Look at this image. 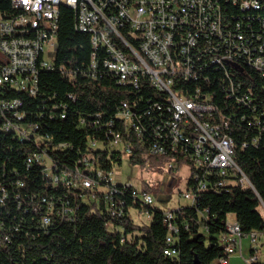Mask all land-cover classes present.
Masks as SVG:
<instances>
[{"label": "built area", "instance_id": "1", "mask_svg": "<svg viewBox=\"0 0 264 264\" xmlns=\"http://www.w3.org/2000/svg\"><path fill=\"white\" fill-rule=\"evenodd\" d=\"M10 1L11 10L0 8V129L21 142L35 143L38 149L28 154V165L35 161L42 165L47 187L62 185L50 195L32 193L33 201L42 196L43 228L53 223L56 212L74 218L79 190L104 199L112 218L125 212L126 194L145 206L154 203L148 190L122 181L116 166L107 170L89 154L72 168L60 167L52 158L50 148L64 149L69 143L52 144L48 133L41 131L42 121L65 117V104H54L63 108L56 113L43 98L41 105L28 110L22 97L39 96L40 74L46 70L92 79L107 73L125 85L133 96L117 106L115 116L92 114L100 133L89 142L110 140L122 144L129 155L133 147L125 136H134L151 153L168 158L166 169L174 172L187 166V189L181 194L191 207L198 209L202 191H229L237 183L253 187L236 159L239 142L230 143L231 131L243 138L242 148L258 144L264 131V17L247 8L248 0H67L74 2V14H81V23L91 29L90 62L76 69L56 62L54 28L60 18L56 0ZM230 1L240 10L231 17ZM257 2L260 9L261 1ZM209 61H218V68H209ZM76 95L69 94L74 99ZM80 121L87 120L81 116ZM117 121L121 129L116 128ZM0 192L4 205L10 193L1 180ZM181 208L164 211L168 226L164 253L172 257L179 255ZM208 211L198 209L201 217ZM234 219L236 215L228 213L219 236L223 254L216 262L224 264L226 257L241 252L243 237L250 235L251 253L245 261L264 264L260 232L243 233L234 227ZM183 225L189 228L188 222ZM10 240L9 233L0 235L1 245Z\"/></svg>", "mask_w": 264, "mask_h": 264}, {"label": "trees", "instance_id": "2", "mask_svg": "<svg viewBox=\"0 0 264 264\" xmlns=\"http://www.w3.org/2000/svg\"><path fill=\"white\" fill-rule=\"evenodd\" d=\"M253 1H247V8L257 10L263 19L264 0H260V9L259 3L255 7ZM0 8L11 10V1L0 0ZM228 10L230 17L240 12L239 6L232 1L228 2ZM80 30L74 9L62 5L59 27L55 30L58 65L76 69L89 64L91 31ZM217 67L218 63L209 61V68ZM39 86V96L32 100L21 94L25 97V109L37 108L43 98L46 107L56 113L63 108H55L54 104H65V117H46L41 129L52 138V144L69 143L64 149L50 148L52 158L60 167H74L84 154L95 157L107 170L122 163L125 151L97 146L112 141L98 140L92 145L89 140L99 132L94 127L92 114L103 112L109 117L115 116L117 106L133 96L125 85L118 84L107 73L92 79L81 74L71 77L56 69L42 71ZM70 93H76V98H71ZM81 116L87 120L84 124H81ZM116 128H122L121 122L117 121ZM230 138L234 143L239 142L236 159L253 187L244 188L237 183L229 191H202L198 197V209H209L205 217L190 205L182 206L177 219L181 225L177 245L179 255L172 257L164 253L168 233L165 210L155 207L154 203L145 206L130 194L124 195L127 205L123 215L112 218L104 199L92 197L88 190H79L74 218L56 212L53 223L43 228L40 225L45 208L41 203L42 196L33 201L32 193L50 195L61 191L62 185L60 189L47 187L42 165L36 161L28 165V154L38 149L35 143L21 142L0 129V180L10 193L6 204H0V235L9 233L11 236L10 241L0 244V264H221L216 262L223 254L219 236L225 228L228 213L236 215L235 220L243 233H264V131L260 133L258 144L251 143L245 148L241 147L243 138L238 131H231ZM125 139L131 141L133 147L129 154L133 164L150 165L173 173L165 167L167 157L151 153L148 145L139 143L134 136L126 135ZM17 181H23L24 185H16ZM17 193L20 198H16ZM70 200L74 204L73 195ZM132 208L149 211L150 223H136ZM184 221L189 223V228L184 227Z\"/></svg>", "mask_w": 264, "mask_h": 264}, {"label": "rangeland", "instance_id": "3", "mask_svg": "<svg viewBox=\"0 0 264 264\" xmlns=\"http://www.w3.org/2000/svg\"><path fill=\"white\" fill-rule=\"evenodd\" d=\"M54 45L57 41L54 39ZM98 148L107 147L110 150L122 149L123 145L113 142L109 144L99 143ZM166 166V165H165ZM117 176L126 182H133L139 189L148 190L154 197V206L161 209H175L180 206L189 205V200L182 196L181 192L187 189L186 181L188 179V167L182 166L173 173L166 170L152 168L150 165L140 166L131 162L128 154H125L123 161L115 169ZM133 220L138 224L150 223V216L147 211H139L136 208L131 209ZM251 236L243 237V249L233 254L230 264H247L245 257L250 256ZM264 239L262 252L264 253ZM262 253L263 257L264 254ZM244 254V255H243ZM245 256V257H244Z\"/></svg>", "mask_w": 264, "mask_h": 264}, {"label": "bare ground", "instance_id": "4", "mask_svg": "<svg viewBox=\"0 0 264 264\" xmlns=\"http://www.w3.org/2000/svg\"><path fill=\"white\" fill-rule=\"evenodd\" d=\"M64 4L74 9V2H72V1H67V0H56V9H59V10H60V7H61L62 5H64ZM253 5H254L255 7H258V2H257L256 0H254V1H253ZM76 22H77V27H78L79 29H81L82 31H91V29L88 28V24H83V23H81V14H76ZM56 28H57V27L54 28V39H55V30H56ZM214 62H215V63H218V61H214ZM215 65H216V64H215ZM217 68H218V67H217ZM230 143H234V140H232L231 138H230ZM234 227H240L238 221L235 220V219H234ZM228 260H229V257H226V258L224 259V264H229Z\"/></svg>", "mask_w": 264, "mask_h": 264}, {"label": "crops", "instance_id": "5", "mask_svg": "<svg viewBox=\"0 0 264 264\" xmlns=\"http://www.w3.org/2000/svg\"><path fill=\"white\" fill-rule=\"evenodd\" d=\"M260 239L262 240V239H264V233L263 232H261L260 233ZM264 241V240H263ZM263 244V242L261 243V257H262V259H263V261H264V257H263V255H262V245ZM242 249H243V245H242ZM243 252V251H242ZM250 253H251V243H250ZM264 254V253H263ZM244 255V254H243ZM245 257V256H244ZM232 258H233V255L231 256V257H229V260H228V262H229V264L231 263V260H232ZM245 258H247V257H245Z\"/></svg>", "mask_w": 264, "mask_h": 264}]
</instances>
